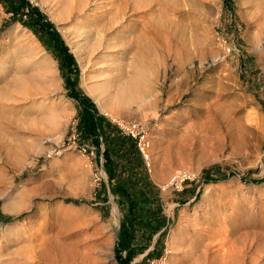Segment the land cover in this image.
I'll return each mask as SVG.
<instances>
[{
  "label": "rangeland",
  "instance_id": "374dc122",
  "mask_svg": "<svg viewBox=\"0 0 264 264\" xmlns=\"http://www.w3.org/2000/svg\"><path fill=\"white\" fill-rule=\"evenodd\" d=\"M27 1L72 54L74 90L148 141L151 186L137 231L128 200L79 138L58 53L22 22L25 7L12 14L15 1L0 0L3 264H61L62 247L63 264H118L125 226L128 264H264V0H126L139 9H124L116 37L99 31L111 0H86L81 12L68 6L84 0Z\"/></svg>",
  "mask_w": 264,
  "mask_h": 264
},
{
  "label": "trees",
  "instance_id": "16d2710c",
  "mask_svg": "<svg viewBox=\"0 0 264 264\" xmlns=\"http://www.w3.org/2000/svg\"><path fill=\"white\" fill-rule=\"evenodd\" d=\"M14 1L10 10L12 14L25 7L28 16L22 22L34 33L44 34L58 53L60 67L64 70V87L68 88V95L77 100L79 105V138L93 146L96 158L101 157V166L108 175V185L113 192L128 200L133 227L138 231L146 220L136 214L148 204L151 184L135 146V139L121 132L115 124L100 114L89 97L74 90L73 83L77 75L75 61L53 24L27 0ZM70 74L73 75L72 79L69 78ZM133 239L134 234L128 226L118 233L114 248V259L118 264H128L132 259L133 251L130 245Z\"/></svg>",
  "mask_w": 264,
  "mask_h": 264
},
{
  "label": "bare ground",
  "instance_id": "6f19581e",
  "mask_svg": "<svg viewBox=\"0 0 264 264\" xmlns=\"http://www.w3.org/2000/svg\"><path fill=\"white\" fill-rule=\"evenodd\" d=\"M85 1L86 0H84V1H79V2H76L75 3V5L73 6V5H69L68 6V8L70 9V8H73V9H75V12H81L82 10H83V8H84V6H85ZM88 1V0H87ZM91 2V1H90ZM133 2V1H132ZM150 2V1H149ZM74 3V2H73ZM91 4V3H90ZM93 5V7H94V10L96 11V8H98V4L96 5L95 3L94 4H92ZM101 5V4H100ZM107 5V4H106ZM125 8H127L129 11H127V12H131L132 13V15H134L137 11H136V9L138 8V6L136 7V4H135V2H133L132 4H129V3H127V1L126 0H121L120 2H118V0H111V1H109V6L107 7V9H104V11H103V15L105 16V15H108V17H106V22H105V24L103 23V25H105L104 27H101L100 28V33L101 34H103L104 36H105V34H107V32H108V34L107 35H109V33H111V32H113L114 34V36L116 35V33L118 32V29L120 28V27H122V25L123 24H121L122 22H121V19L124 17L123 16V14H124V12H126V11H124V9ZM139 9V8H138ZM92 10V9H91ZM68 11V10H67ZM70 11V10H69ZM105 13V14H104ZM68 14V13H67ZM93 15V14H92ZM92 15H89V16H92ZM95 15V14H94ZM93 15V16H94ZM103 16V17H104ZM97 17V16H96ZM102 17V16H101ZM87 18V17H86ZM90 18V17H89ZM98 19H100V17L98 18ZM93 20V19H92ZM103 20V19H102ZM132 20H133V18H132ZM134 20H136V18H134ZM96 21V20H95ZM90 22V21H89ZM93 22V21H92ZM130 22V21H129ZM136 22V21H135ZM94 23V22H93ZM89 24V23H88ZM107 24H109L108 25V27H107ZM133 24V23H132ZM136 23H134V25H130L129 26V29L132 27V30H136V25H135ZM90 25H92V23L90 24ZM100 25V24H99ZM107 28V29H106ZM143 30V29H142ZM120 31H121V29H120ZM116 32V33H115ZM119 34H120V32H119ZM118 34V35H119ZM102 36V35H101ZM114 36H113V38H114ZM117 36V35H116ZM115 36V37H116ZM103 39V38H102ZM112 40V39H111ZM102 41V40H101ZM106 42V41H105ZM101 43V42H100ZM110 46H115V43H113V44H111L110 42L109 43H107L106 45H105V47H106V49L108 50L109 49V52H110V54L111 55H114L115 53H117V52H119V51H116L115 49H114V51L113 50H110ZM97 47V46H96ZM119 49V48H118ZM110 56V55H109ZM70 157H72V156H67V159H69ZM79 158H77L76 160H78ZM80 160V162H77V163H74V164H78L79 166H81V168L84 170V171H86L87 172V166H86V163H85V161H83L82 159H79ZM73 163H71V164H67L66 163V166L67 167H72V165H74ZM64 165V164H63ZM75 166V165H74ZM77 166V165H76ZM75 166V168H77ZM78 166V167H79ZM65 167V166H64ZM73 169H74V167H72ZM81 169V170H82ZM85 172V173H86ZM82 182H81V184H82V188L84 187V186H86V181L84 180H81ZM73 187V186H72ZM76 189L73 187V189H72V191L74 192ZM114 206V205H113ZM112 222H114V223H117L116 221H117V218H116V210H115V208L113 207V210H112ZM16 228V227H15ZM15 230V229H14ZM13 230V231H14ZM14 234H15V231L13 232ZM16 237V236H15ZM10 240V239H9ZM21 240V239H20ZM60 245V244H59ZM63 245V244H62ZM60 247V249H61V245L59 246ZM89 247V246H88ZM236 248V247H235ZM62 249H63V247H62ZM62 249H61V251L59 250V253H60V256L59 257H57L56 259L57 260H59L60 259V262H61V264H63L64 262H66V253L64 254V252L62 251ZM65 249V248H64ZM87 250H89L88 248H87ZM57 251V250H56ZM47 252V251H46ZM58 252V251H57ZM56 252V253H57ZM69 252V251H68ZM62 253V254H61ZM71 253H73L74 254V252H71ZM82 253V252H81ZM80 253V254H81ZM226 253V252H225ZM53 255L55 254V253H52ZM51 254V255H52ZM68 254V253H67ZM70 254V253H69ZM84 254H86V253H84ZM84 254H82V255H84ZM91 254V253H90ZM35 255V254H34ZM43 255V254H42ZM58 255V254H57ZM78 255H79V253H78ZM44 256H45V254H44ZM74 255H72V257H73ZM41 257V256H40ZM76 257H77V255H76ZM81 257V256H80ZM29 258H31V257H29L28 256V259L26 258V259H24V261H22L21 259H20V263L19 264H32V262H31V260L29 259ZM68 258H69V255H68ZM74 258H75V256H74ZM73 258V259H74ZM82 258V257H81ZM41 259H42V257H41ZM46 259V258H45ZM44 259V260H45ZM53 259H55V258H50V260L52 261V263H54L55 262V260H54V262H53ZM76 259V258H75ZM78 259L80 260V258H79V256H78ZM78 259H77V261H78ZM19 260V259H18ZM48 260V259H47ZM71 260V259H70ZM22 261V262H21ZM41 261V260H40ZM49 261V260H48ZM81 262L83 261V263H84V261L86 262L87 261V263L88 262H94V260H91L90 259V261H89V258L86 256V259H82V260H80ZM3 260H1L0 259V264H3ZM34 262V261H33ZM43 262V261H42ZM76 262V261H75ZM80 262V263H81ZM90 262V263H91ZM18 264V263H17ZM34 264V263H33ZM45 264H49V263H45ZM51 264V263H50ZM55 264V263H54ZM67 264V263H66ZM69 264H72V262L71 263H69ZM77 264V263H76ZM82 264V263H81ZM86 264V263H85Z\"/></svg>",
  "mask_w": 264,
  "mask_h": 264
},
{
  "label": "built area",
  "instance_id": "2783aa9c",
  "mask_svg": "<svg viewBox=\"0 0 264 264\" xmlns=\"http://www.w3.org/2000/svg\"><path fill=\"white\" fill-rule=\"evenodd\" d=\"M226 50H228V46H226ZM221 57H223V54H221L220 56L219 55L216 56V58H221ZM123 133L128 134L132 138L135 139V146H136L138 152L140 153L141 156H143L145 158L148 141L146 139H144L142 135L137 136V132L135 131L133 125L125 127V130H123ZM156 264H165V263L163 260L160 259V260H158V262Z\"/></svg>",
  "mask_w": 264,
  "mask_h": 264
}]
</instances>
